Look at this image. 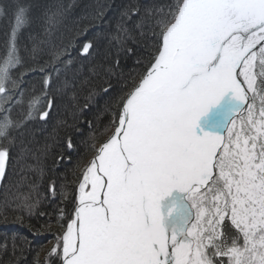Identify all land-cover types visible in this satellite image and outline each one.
Masks as SVG:
<instances>
[{"label":"snow or ice","instance_id":"obj_1","mask_svg":"<svg viewBox=\"0 0 264 264\" xmlns=\"http://www.w3.org/2000/svg\"><path fill=\"white\" fill-rule=\"evenodd\" d=\"M57 15L45 13V37ZM0 18L10 25L0 54V223L35 235L55 228L45 264H264V0L131 3L108 38L109 63L80 80L61 79L73 39L57 47L30 36L22 46L30 10L0 5ZM97 39L80 55L92 57ZM122 55L136 67L114 94ZM37 71L38 95L24 87ZM66 90L76 103L65 128H77L99 93L107 97V124L88 121L89 158L74 165L71 186L49 177L42 190L47 173L34 154L37 163L24 165L34 175L13 182L30 155V123L50 121ZM51 141L43 151L55 167L65 159L56 130ZM66 143L73 147L70 135ZM33 217L47 219L34 226ZM27 243L6 237L0 264H19Z\"/></svg>","mask_w":264,"mask_h":264},{"label":"trees","instance_id":"obj_2","mask_svg":"<svg viewBox=\"0 0 264 264\" xmlns=\"http://www.w3.org/2000/svg\"><path fill=\"white\" fill-rule=\"evenodd\" d=\"M169 0H0V5H5L9 9L15 6H24L30 10L31 23L21 33V44L31 46L30 36L38 37V39H47L52 45L57 47L66 44L69 39H73L74 47L70 49L73 59L72 65L64 68V74L61 79H76L87 78L92 75L91 69L98 64H107L109 60L105 59V52L109 48L108 38L117 32V26L120 22L121 13L131 3H136L140 6L147 7L155 4H166ZM100 11L104 12L102 19H96L94 24H89V21L97 17ZM45 13H62L57 15V22L49 36H44V21ZM9 20L0 18V54L3 53V44L5 41V33L9 30ZM80 29L84 31L80 35H75ZM94 37H99L95 40L97 51L92 57L81 56L80 49L88 41ZM49 49V45H43ZM45 59L47 57H44ZM136 67L134 57L121 56V71L125 74L123 78L113 76L111 78L112 90L114 94H118L123 87L124 80L129 72ZM24 87L28 93H40L42 86V73L39 71L28 73L24 77ZM78 98L82 99V93L77 90ZM107 97L104 93H99L96 96L95 102L81 113L82 118L78 122L77 128H65L60 122H72V113L74 110L72 90H66L63 94L57 93L55 96L56 108L50 112L52 119L50 121H33L30 123V135L27 137L30 148V155L26 161H21L15 165L12 174V181H18L21 176L32 177L34 174L28 172L24 165L25 163L35 165L36 160L31 156L34 154L38 158L39 165L45 169L47 175L42 183V190L47 189L48 178L54 179L57 185L67 183L70 186L74 184L72 169L80 159H87L90 156L89 152V136L90 128L88 121H93L99 126L105 125L108 122V114L104 112V107ZM56 130L58 142L56 147L63 150L65 159L59 161L53 166L51 154H45L43 146L46 143H51V134ZM70 135L73 144L69 148L66 143V138ZM28 181H24L26 185ZM26 190V187L25 189ZM0 199H2V191H0ZM59 204V197L56 200L46 201L43 204V209L52 214L56 206ZM71 208V203L61 205ZM47 217H33L31 223L34 226L43 224ZM56 231L52 228L50 231H45L42 235H35L34 230L20 224H3L0 223V243L4 242L6 237L16 235L21 238V241L26 238L27 244H24L23 257L19 264H45L48 249L54 243L53 233ZM42 249V250H41Z\"/></svg>","mask_w":264,"mask_h":264}]
</instances>
